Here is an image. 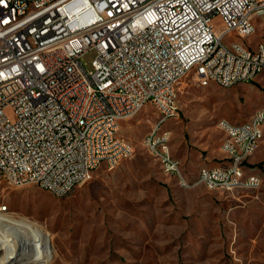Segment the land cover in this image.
I'll return each instance as SVG.
<instances>
[{"label":"built area","instance_id":"built-area-1","mask_svg":"<svg viewBox=\"0 0 264 264\" xmlns=\"http://www.w3.org/2000/svg\"><path fill=\"white\" fill-rule=\"evenodd\" d=\"M258 3L264 0H0V182L10 176L11 185L65 197L102 164L112 169L133 156L134 145L119 133L122 120L148 104L157 119L178 117L179 84L192 70L200 84L222 87L255 80V70L264 74V45L247 58L250 44L227 40L228 32H256ZM215 16L223 20L219 29ZM91 50L88 71L82 59ZM235 132L242 148H255L251 124ZM231 142L224 137L227 160L209 171L221 175L212 184L259 187L258 178L235 179L249 160L226 150ZM158 159L185 187L202 184L178 173L177 156Z\"/></svg>","mask_w":264,"mask_h":264},{"label":"rangeland","instance_id":"rangeland-1","mask_svg":"<svg viewBox=\"0 0 264 264\" xmlns=\"http://www.w3.org/2000/svg\"><path fill=\"white\" fill-rule=\"evenodd\" d=\"M255 21L252 36L227 40L252 46L264 40V16ZM213 23L217 29L223 26L220 16ZM95 57L93 50L83 56L88 71ZM178 102V117L161 132H169L171 152L184 164L182 173L196 182L204 160H227L219 121L250 119L264 108V87L253 82L202 85L192 70L179 84ZM157 117L148 104L122 120L119 133L134 145L133 156L112 169L102 164L65 197L36 184L0 182V208L7 207L0 213L31 223L52 245L49 263L32 255L26 257L28 264H264V141L245 163L249 173L262 177L259 187H184L143 143Z\"/></svg>","mask_w":264,"mask_h":264},{"label":"bare ground","instance_id":"bare-ground-1","mask_svg":"<svg viewBox=\"0 0 264 264\" xmlns=\"http://www.w3.org/2000/svg\"><path fill=\"white\" fill-rule=\"evenodd\" d=\"M264 3H258V11H251V18L255 19L257 16H264ZM235 35V32H228V36ZM264 45V40L258 42L255 46L250 44L249 50L247 51V58H254L255 55L262 54V46ZM219 47H226V40H219ZM264 77L262 70H255L254 79L255 80H246V82H254ZM179 106V102H178ZM260 112L259 115H255V123H253L254 114L250 119L240 123L231 122L228 119H221L220 125L225 131V137L227 141H233L231 143H226V150H237V156H248V160L256 152L255 148H259L260 143L264 140V108L258 109ZM257 110V111H258ZM140 111H138L139 113ZM176 118L175 112H166L165 119H157L155 122V128L157 131L148 132L144 139L143 143L147 148V142H150L152 139L153 143H150V153L153 156H158V158L175 157L171 152L169 145V136H167V131L161 132L164 128V125L168 120ZM245 124H251L253 146L255 148H242L241 140H236L235 130H241L242 126ZM227 124V126L225 125ZM157 143H162V148ZM224 148V140H223ZM161 162L163 170L166 172L165 168V159H158ZM182 164L177 163L178 173H182L181 170ZM220 167L214 168H203L198 176V181H202L211 189H216L218 187L212 184L214 182H221V175H216V172H209L215 169H221ZM208 172V176H206ZM179 179V184L185 187L183 183V178L177 176ZM227 178H234V170H226ZM259 179L263 181L262 177L256 173H249L245 166L241 169L240 172H235V179L239 180L240 183H248L250 179ZM6 182L12 184V177L3 176L2 183ZM54 195L59 196L58 193H53ZM4 207L0 208V211H4ZM52 245H49L44 238H42L41 233L33 227L29 222H25L19 219L11 218L4 213H0V264H28L26 262V257L29 259L32 258V255L37 257L41 263H49L52 257ZM32 261V260H30ZM29 261V262H30Z\"/></svg>","mask_w":264,"mask_h":264},{"label":"crops","instance_id":"crops-1","mask_svg":"<svg viewBox=\"0 0 264 264\" xmlns=\"http://www.w3.org/2000/svg\"><path fill=\"white\" fill-rule=\"evenodd\" d=\"M253 83H256V85L258 86H260V87H264V77L262 78H260L259 80H256V81H254ZM219 125H220V121H219ZM221 126V125H220ZM222 128V127H221ZM225 137V136H224ZM223 140H224V138H223ZM223 140H222V143H221V150L223 151V153L225 154L224 155V158L226 159V157H227V155H226V153H225V151L223 150L224 148H223ZM264 140H262L261 141V143H260V145L262 144V142H263ZM260 147V146H259ZM180 159V158H179ZM181 160V159H180ZM208 160V159H207ZM207 160H204V164L202 165V167H201V169H200V171L203 169V168H206V167H209V168H214V167H220V166H222L224 163H221V164H213L211 161H207ZM181 162H182V165L184 166V164H183V161L181 160ZM184 170V169H183ZM200 171H199V173H200ZM198 176H199V174H198Z\"/></svg>","mask_w":264,"mask_h":264}]
</instances>
